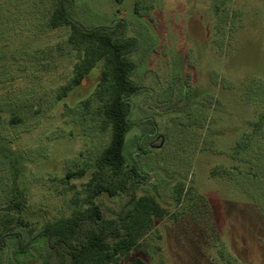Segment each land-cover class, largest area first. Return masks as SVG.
Wrapping results in <instances>:
<instances>
[{
	"label": "rangeland",
	"instance_id": "374dc122",
	"mask_svg": "<svg viewBox=\"0 0 264 264\" xmlns=\"http://www.w3.org/2000/svg\"><path fill=\"white\" fill-rule=\"evenodd\" d=\"M74 1L72 17L82 26L123 20L126 34L138 40L130 54L137 61L132 78L143 89L131 98V119L145 121L129 130L127 154L151 176L138 193L156 195L170 211L116 264L136 257L149 264H264V131L260 144L247 148V165L236 154L264 109V0ZM52 7V0H0V73L7 70L6 86L25 100V123L13 130L6 124L3 132L16 135L9 146L23 156L17 180L34 236L45 221L82 204L108 137L95 117L99 102L87 108L79 102L94 90L102 62L58 98L77 53L67 28L49 26ZM5 164L7 185L0 163V191L11 178ZM79 168L86 173L66 175ZM178 184L185 189L180 205ZM127 199L126 193L102 194L98 202L113 217ZM12 232L0 246V264L46 258L37 237L21 249L29 227Z\"/></svg>",
	"mask_w": 264,
	"mask_h": 264
},
{
	"label": "trees",
	"instance_id": "16d2710c",
	"mask_svg": "<svg viewBox=\"0 0 264 264\" xmlns=\"http://www.w3.org/2000/svg\"><path fill=\"white\" fill-rule=\"evenodd\" d=\"M52 2L48 24L51 28H67V42L77 53L72 75L68 83L61 86L58 98L62 100L67 97L70 90L81 85L90 71L102 62L100 79L94 90L79 102L86 108L91 100L99 102L95 117L100 120L99 130L106 132L108 137L84 184L82 204H78L69 215L45 221L34 236V230L26 219L27 194L17 180L20 175L18 163L23 160V156L14 154L13 148L9 146L16 135L7 137V133L3 132L6 124L13 130L25 123L22 110L25 100L18 99L6 86L7 70L0 73V163L3 166L4 186L7 185L8 177L5 172L6 160L11 167L9 189L5 190L3 186L0 191V197H3L2 192L6 194V204L1 207L0 203V246L6 244L8 236L16 235L12 232L14 227L21 225L29 227L30 235L28 240L20 244L22 250L30 246L36 237L47 248L46 258L35 264H116L122 258H128L131 251L141 245V240L153 230L156 221L170 214L156 195L138 193L139 187L147 183L151 176L142 169L140 161H130L127 154L129 130L145 121L131 119V98L143 89L141 83L132 78L137 61L130 54L137 48L138 40L126 34L123 20L115 21L111 27L87 28L72 17L74 0ZM263 121L264 109L259 113V118L251 122L253 129L242 143L245 146L238 144L236 154L239 155V151L242 153L237 158L239 163L247 165V148L255 143L260 144L257 139L260 131H264ZM144 136L142 134L139 139ZM262 137L264 144V135ZM85 173L84 168H79L67 171L66 175L73 177ZM176 190V202L180 205L184 199V185L178 184ZM121 193L127 194V201L115 216H107L98 197ZM128 264L149 263L142 257H136ZM227 264L234 263L227 260Z\"/></svg>",
	"mask_w": 264,
	"mask_h": 264
}]
</instances>
